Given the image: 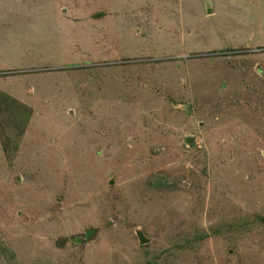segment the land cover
<instances>
[{
    "label": "rangeland",
    "instance_id": "1",
    "mask_svg": "<svg viewBox=\"0 0 264 264\" xmlns=\"http://www.w3.org/2000/svg\"><path fill=\"white\" fill-rule=\"evenodd\" d=\"M0 93V264H264V0H0Z\"/></svg>",
    "mask_w": 264,
    "mask_h": 264
},
{
    "label": "water",
    "instance_id": "2",
    "mask_svg": "<svg viewBox=\"0 0 264 264\" xmlns=\"http://www.w3.org/2000/svg\"><path fill=\"white\" fill-rule=\"evenodd\" d=\"M184 110H187V108L186 107H182ZM193 142V139L192 138H187L186 139V143L187 144H191ZM114 183V181L112 180L111 182H110V184H113ZM135 233H136V237L138 238V241H139V244L140 245H146V244H148V243H150L151 242V239L150 238H148L146 235H145V233H144V231L140 228H138V229H136L135 230ZM79 240V239H78ZM77 240V241H78ZM79 242V241H78Z\"/></svg>",
    "mask_w": 264,
    "mask_h": 264
},
{
    "label": "trees",
    "instance_id": "3",
    "mask_svg": "<svg viewBox=\"0 0 264 264\" xmlns=\"http://www.w3.org/2000/svg\"><path fill=\"white\" fill-rule=\"evenodd\" d=\"M1 95H2V93H0ZM5 94V93H4ZM2 95L4 98V103L2 104V102H1V104L2 105H5V104H7V107L3 110L4 111V113L3 114H5L6 115V113H8V110H9V108H10V105L12 104V106L13 107H20L19 105H23V104H21L18 100H16L14 97H11V96H9L8 94H5V95ZM23 106H25V105H23ZM26 107V106H25ZM26 108H28V107H26ZM17 109V108H16ZM18 110V109H17Z\"/></svg>",
    "mask_w": 264,
    "mask_h": 264
},
{
    "label": "crops",
    "instance_id": "4",
    "mask_svg": "<svg viewBox=\"0 0 264 264\" xmlns=\"http://www.w3.org/2000/svg\"><path fill=\"white\" fill-rule=\"evenodd\" d=\"M166 3H168V2H166ZM214 13V9H212V7L209 9V12H208V16H211L212 14ZM103 14V13H102ZM102 14H95V13H93V18H99L100 16H102ZM140 30L141 31V28H140V26H137L136 25V28H135V30ZM138 30V33H140V31ZM136 35V34H135ZM137 36V35H136ZM186 36V35H185ZM172 54V52H167L165 55H171ZM105 56V58H107L108 57V55L107 54H105L104 52L101 54V57H104ZM90 59V58H89ZM91 60H92V57H91ZM90 61V60H89ZM91 63H92V61H91ZM92 64H94V62L92 63ZM82 65H84V64H82ZM1 71H4V70H1ZM12 71H15V70H12Z\"/></svg>",
    "mask_w": 264,
    "mask_h": 264
}]
</instances>
